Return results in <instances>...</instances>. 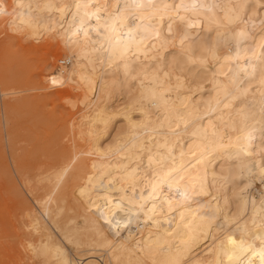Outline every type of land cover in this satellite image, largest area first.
Instances as JSON below:
<instances>
[{"label": "bare ground", "instance_id": "6f19581e", "mask_svg": "<svg viewBox=\"0 0 264 264\" xmlns=\"http://www.w3.org/2000/svg\"><path fill=\"white\" fill-rule=\"evenodd\" d=\"M0 8V72L46 55L35 79L1 76L5 91L66 87L56 97L82 108L59 117L45 145L31 131L36 165L22 159L9 127L19 185L0 134L5 256L260 264L252 252L264 246V0H3ZM60 54L65 69H48ZM39 105L38 96L18 98L7 122L26 108L42 120Z\"/></svg>", "mask_w": 264, "mask_h": 264}, {"label": "rangeland", "instance_id": "374dc122", "mask_svg": "<svg viewBox=\"0 0 264 264\" xmlns=\"http://www.w3.org/2000/svg\"><path fill=\"white\" fill-rule=\"evenodd\" d=\"M34 44L38 45V42L34 43ZM13 51H14V53L17 52V46H16V49H15V47L13 48ZM20 52H22V51L20 50ZM18 54H19V49H18ZM44 54L27 55L26 57H24L23 65H22V67L25 69L24 71H20L17 73H12V72L8 71L5 74H2L0 72V125H1L0 134H1L2 140L4 142L5 164L8 166V168L10 169L11 172L13 170V172H14V173L12 172L13 175L16 173V166L10 162V161H12L13 156H12L11 150L8 148L9 144L7 143V140H6V136L9 133L8 132L9 127H11L13 132L16 134V141L17 142H16L15 146L19 150L22 159H24L25 156L28 158V154L32 149V144H34V142H31V143L28 142L27 139H34L35 136H38L39 145H45L48 141V135L51 134V131L56 130V128L58 126L57 120L59 117L62 116L64 118H69L71 115L79 112L82 109L78 105H76L75 108L72 107L70 105V103L62 97H56L57 94L55 91L58 90V91L62 92L63 90H65L64 88H66V87H61V88L60 87L59 88L54 87V88H50V89L42 90V91H29V92L26 91V92H24L25 89L26 90L32 89L34 87L32 84H30L27 87H17L16 89L5 91L4 87L1 85V76L6 77V79L12 78V80L16 79V77L22 78L25 76H30V77H33L35 79L36 75L44 69V65L46 63V60L44 59L45 58L44 56H46V55H44ZM3 59L5 61L9 60L6 57ZM65 60L66 59L63 55H61V54L57 55L54 60L51 59L49 61L50 63H49L48 69L49 68L50 69L54 68L55 70L56 69H65L62 66H60V64H59L60 61H65ZM69 66H70V64L68 62V65L65 67H69ZM42 86L47 87L46 83H43ZM22 91H23V93H22ZM73 94H75V93L73 92ZM26 96H29V97L38 96L39 97V100H40L39 106L40 107L37 110L41 113L42 120L38 121L35 118H33L31 116V112L26 113V109H27L26 108V109H22L21 112H15L12 115V120L10 122H7L6 109H8V107L12 106L18 98H22V97H26ZM118 100H119V102L123 103L122 98H119ZM77 116H78V113H77V115H75V117H77ZM3 123H4V125H3ZM122 124H123L122 120H120V119L117 122L116 121L113 122L112 126L107 131V133L105 134L103 141L105 143L112 141L113 137L116 135V127L119 125H122ZM31 131H34L36 133L35 136L32 134ZM62 141H64V140H62ZM62 141H60L58 146H61L60 144ZM55 145H56V143H54L52 147H54ZM8 158H9V161H8ZM9 162L12 164V166H10ZM28 162L32 163L33 165H36V161L32 158L29 159ZM14 179H15L16 183L19 185L20 184L19 178L16 176V174L14 175ZM250 190H251L250 191L251 194L256 196L257 194L262 192L261 184L258 182H254V184L252 185ZM22 191L24 193H26L23 189H22ZM0 196L4 197L1 180H0ZM26 197H27V195H26ZM30 198L31 197H27L28 201L33 206L32 198H31V200H30ZM2 237H3V233H0V258H1L0 261L4 264H26V262H24V261L10 260L8 254H7L8 256L7 255L5 256L4 238H2Z\"/></svg>", "mask_w": 264, "mask_h": 264}, {"label": "snow or ice", "instance_id": "6c2138e0", "mask_svg": "<svg viewBox=\"0 0 264 264\" xmlns=\"http://www.w3.org/2000/svg\"><path fill=\"white\" fill-rule=\"evenodd\" d=\"M0 11H3L2 8H0ZM116 207H119V204L116 205ZM229 243L234 245L235 247H238L241 251V253L243 252H247L248 251V247H245L244 242L241 241L239 244H237V241L234 240L233 238L229 237ZM252 257H259L260 260V264H264V246H262L259 250L253 251L252 252ZM229 260L233 259V256L229 255ZM239 257H237L238 259ZM248 264H252V260L251 258L248 259Z\"/></svg>", "mask_w": 264, "mask_h": 264}, {"label": "clouds", "instance_id": "9594fccd", "mask_svg": "<svg viewBox=\"0 0 264 264\" xmlns=\"http://www.w3.org/2000/svg\"><path fill=\"white\" fill-rule=\"evenodd\" d=\"M3 2V0H0V3H2ZM242 254V253H241ZM245 264H248V261L247 262H245Z\"/></svg>", "mask_w": 264, "mask_h": 264}]
</instances>
